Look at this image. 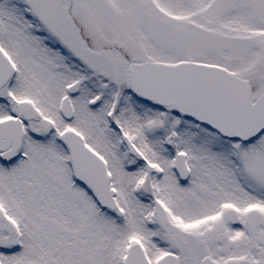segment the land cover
<instances>
[{"label":"snow or ice","instance_id":"1","mask_svg":"<svg viewBox=\"0 0 264 264\" xmlns=\"http://www.w3.org/2000/svg\"><path fill=\"white\" fill-rule=\"evenodd\" d=\"M0 264H264V0H0Z\"/></svg>","mask_w":264,"mask_h":264}]
</instances>
